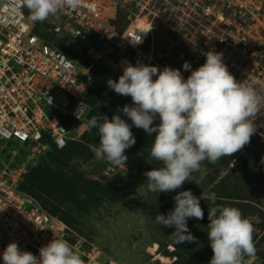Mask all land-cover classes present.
Here are the masks:
<instances>
[{
	"label": "rangeland",
	"instance_id": "374dc122",
	"mask_svg": "<svg viewBox=\"0 0 264 264\" xmlns=\"http://www.w3.org/2000/svg\"><path fill=\"white\" fill-rule=\"evenodd\" d=\"M136 15H139L136 23L139 29L150 25L149 34L141 45L142 52L157 58L156 61L163 66L180 70L185 79L190 72L183 69V63L189 62L193 70L203 65L209 50L226 47L233 32L232 24L239 22L227 9L224 10V21L211 26L198 6L186 0H118V11L113 20L115 32H120ZM218 37L224 39L223 45L218 42ZM90 46L103 56L94 58L88 52ZM89 47L84 45L82 53L76 55L78 65L93 63L94 70L101 68L107 81L117 80L122 74L113 65L118 52L117 48L113 49L114 44L107 45L96 39ZM232 75L237 81L241 78L238 71ZM97 84H94V90L98 93ZM107 88L110 92L105 96L107 102L103 101L102 105L97 100L99 111L109 106L114 112L121 113L118 109L126 104L132 105L131 97L118 95ZM95 92L91 95L94 96ZM128 120L125 121L131 125ZM154 123L159 124V119ZM253 123L256 130L250 143L240 152L223 157L215 164L204 162L201 170L193 173L191 181L168 193L156 194L147 189L144 172L160 167L149 154L155 134L149 136L134 126L131 131L136 143L125 152L126 171L97 158L96 148L90 147L87 152L73 149L66 155L76 171L59 176L56 167H45L42 162L52 156V150L37 152L31 150L30 145L5 141H0V169H12L20 175L21 181L29 173L36 180V194L30 193L32 197L64 225L67 224L64 219L42 204L38 198L40 190L49 200L72 209L70 213L75 224L66 225L65 238L70 243H79L83 249L95 246L102 264H181L177 254L182 255L183 264H208L213 255L207 238V214L212 206L208 199L200 200L204 218L187 221L188 230L198 243H177L171 236L174 228L155 222L157 214L167 215L174 208L173 197L184 190H191L197 197L215 193L216 205L240 209L254 226L256 247V254L245 256L242 264H264V107ZM87 136L88 133L77 142L86 145ZM249 162L253 164L251 169Z\"/></svg>",
	"mask_w": 264,
	"mask_h": 264
},
{
	"label": "clouds",
	"instance_id": "9594fccd",
	"mask_svg": "<svg viewBox=\"0 0 264 264\" xmlns=\"http://www.w3.org/2000/svg\"><path fill=\"white\" fill-rule=\"evenodd\" d=\"M28 10L32 23L45 22L65 9L78 10L82 0H14ZM139 41V38L138 40ZM190 75L185 79L180 70L165 66L128 64L123 74L107 86L116 94L129 96L132 105L118 111L128 117L129 125L120 115L111 120L106 115L86 119L84 128L96 129L99 144L97 158L126 171V150L136 141L131 127L154 135L149 151L160 167L144 172L147 189L168 193L181 189L199 172L204 162L217 163L223 157L240 152L250 143L255 132L254 119L264 107V95L250 85L238 82L223 63V54L209 50L205 62L195 70L185 61L182 65ZM155 77V79H153ZM80 114V108L77 117ZM159 119V124L154 122ZM208 199L207 238L213 255L208 264H242L245 256L256 254L254 226L240 209L216 205L215 193L197 197L191 190L179 191L175 206L167 215L157 214L155 222L174 228L171 234L177 243L197 242L187 227L188 219L202 220L200 200ZM0 259L3 264H85L68 241L52 239L39 249V256L23 251L16 242L7 244Z\"/></svg>",
	"mask_w": 264,
	"mask_h": 264
},
{
	"label": "built area",
	"instance_id": "2783aa9c",
	"mask_svg": "<svg viewBox=\"0 0 264 264\" xmlns=\"http://www.w3.org/2000/svg\"><path fill=\"white\" fill-rule=\"evenodd\" d=\"M117 1L82 0L78 10L65 9L44 23L57 38L92 45V32L107 45L113 43V49L118 50L113 65L120 74L128 64L163 69L165 66L141 50L150 25L139 29V15L118 33L107 23L116 11ZM186 1L198 6L211 26L224 21V10L230 9L236 15L239 22L232 24L233 32L226 42L228 51L225 47L216 52L223 54L230 74L240 72L238 82L264 94V0ZM127 49L134 51L135 59L126 53ZM88 52L96 59L103 56L91 46ZM89 68L78 65L61 48L44 42L33 32L25 8L14 0H0V140L29 142L31 150L40 152L48 145L46 136L58 148L69 140L80 139L86 131L84 122L90 108L85 99L93 84ZM63 115L73 122L66 124L59 117ZM20 181V175L12 169H0V253L7 244L16 242L21 250L39 256V249L52 239L67 241L66 225L21 193ZM69 244L85 264H102L95 246L83 249L77 242Z\"/></svg>",
	"mask_w": 264,
	"mask_h": 264
},
{
	"label": "trees",
	"instance_id": "16d2710c",
	"mask_svg": "<svg viewBox=\"0 0 264 264\" xmlns=\"http://www.w3.org/2000/svg\"><path fill=\"white\" fill-rule=\"evenodd\" d=\"M206 1H209V0H206ZM117 11H118V1L116 2V11H115V13L112 16L107 18V23L112 28H113V20H114L116 14H117ZM25 12L28 15V10L26 8H25ZM133 18H134V16L131 17L130 21L127 22V24L124 26V28L121 31H123L126 28V26L131 22V20ZM33 32L38 34L44 42L49 43L52 46H56L58 48H61L77 64H79V63L76 60V55L79 56L82 53V49H83L84 45L87 46V47L89 46L88 44H85V43H82V42H79V41H75V40H72V39H63V38L55 37L52 32L47 30L46 24L44 22L33 23ZM89 38L91 40V44L92 45H93V43L95 42L96 39L104 41L103 39L98 38L92 32L89 33ZM68 40H72V41L76 42L79 45V48L75 49L74 47L67 46L66 42ZM218 42L223 45L224 44V39L218 37ZM126 53L128 55H130L133 59H135L134 51L132 49H127ZM89 58H90V60L92 59L90 56H89ZM155 60H157V58H155ZM93 66H94L93 63H89V64H86V65L82 66V67H90L89 71H90V73H91V75L93 77V84H92L91 87H89L87 89V91L85 93V99L87 100V102L89 103V106H90L89 111H88V113H87V115L85 117V120L90 118L93 115H98L99 114V115H102V116L106 115L109 120H111L113 115H120L122 119L125 118V120L129 121L128 120L129 118L124 116L122 112L121 113L114 112V108L113 107L106 106L105 110H103V109H102V111L98 110L99 107L97 105V100H99V103H101L103 105V101L107 102V99H106L105 96L109 95L110 92H109V89L107 88V80L102 75L101 68H98L97 71H95ZM99 78H100V81H98ZM94 84L95 85L97 84V86H98V87H96L97 90H98V93H97V91L95 92L96 89L94 90V88H95ZM93 91L95 92L94 96L91 95V93ZM59 117L61 119H63V120L65 119L66 124H70L71 122H73V119L68 117L67 115H63V116H59ZM87 133H88V136L85 138L86 145L82 146L77 141H80L82 139V137L86 136ZM44 141L48 144L46 149H45V151L46 150H52L53 154H52V156L46 158L42 162L45 163V167H48L50 165H52L53 167H56L60 171V172H58L57 175H59V176L63 175L64 176V175H66L68 173H72L73 174L76 171V169L74 167L72 168V165H70L69 160L65 156L68 155L69 153H72L73 149L80 150V151H83V152H87V151L90 150L89 149L90 147L97 148L98 144H99V137H98L97 130L93 129L91 132L86 130L83 133V135L80 137V139H78V140H69L67 142V144L64 147H62V148L56 147V145L47 136L44 137ZM5 142H13V143H16V144H21V143L16 142V141H5ZM21 145L29 146L30 143L29 142H25V143H23ZM248 166H249V169H251V167H253L252 162H249ZM35 181H36L35 179L33 180L29 176V173H26L24 175L22 181H20V183L18 185V190L21 193H23V194H25L27 196H30L43 210H45L41 206V204H39V202L34 197H32V195L30 194V193H35V190H36V187H35L36 182ZM38 190H40V189H38ZM38 198L41 200V202H42V204L44 206L48 207L51 210L50 212H52L53 214L59 215L62 219L65 220V222L68 225L72 226L73 224H75V219L73 218V214L70 213V211H72V209L62 205L60 202L54 201L52 199L49 200V198L47 197V194L44 191H42V190H40V194L38 195ZM177 256L180 259L181 264H183V261H182L183 258L181 257L182 255L181 254H177Z\"/></svg>",
	"mask_w": 264,
	"mask_h": 264
},
{
	"label": "water",
	"instance_id": "95a60500",
	"mask_svg": "<svg viewBox=\"0 0 264 264\" xmlns=\"http://www.w3.org/2000/svg\"><path fill=\"white\" fill-rule=\"evenodd\" d=\"M66 45L69 46V47H74L75 49L79 48V45L76 42L72 41V40H68L66 42Z\"/></svg>",
	"mask_w": 264,
	"mask_h": 264
},
{
	"label": "bare ground",
	"instance_id": "6f19581e",
	"mask_svg": "<svg viewBox=\"0 0 264 264\" xmlns=\"http://www.w3.org/2000/svg\"><path fill=\"white\" fill-rule=\"evenodd\" d=\"M142 30V29H141Z\"/></svg>",
	"mask_w": 264,
	"mask_h": 264
}]
</instances>
